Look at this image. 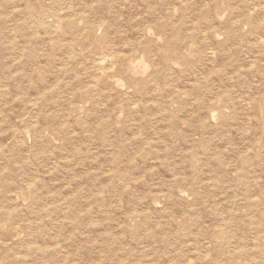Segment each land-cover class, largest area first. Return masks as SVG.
Instances as JSON below:
<instances>
[{
	"label": "clouds",
	"instance_id": "clouds-1",
	"mask_svg": "<svg viewBox=\"0 0 264 264\" xmlns=\"http://www.w3.org/2000/svg\"><path fill=\"white\" fill-rule=\"evenodd\" d=\"M0 264H264V0H0Z\"/></svg>",
	"mask_w": 264,
	"mask_h": 264
}]
</instances>
